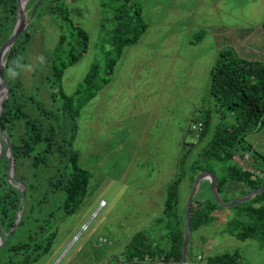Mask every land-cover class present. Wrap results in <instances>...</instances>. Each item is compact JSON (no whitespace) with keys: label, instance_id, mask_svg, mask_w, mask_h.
<instances>
[{"label":"rangeland","instance_id":"374dc122","mask_svg":"<svg viewBox=\"0 0 264 264\" xmlns=\"http://www.w3.org/2000/svg\"><path fill=\"white\" fill-rule=\"evenodd\" d=\"M39 1L22 3L29 33H24L26 43L20 46V56L34 69L18 77L24 93H37L45 103L50 101L46 79L54 78L60 64L81 48L70 21L87 33L89 45L64 70V92H77L94 65L103 70L111 59H116V64L108 84L91 98L78 120L74 149L92 176L88 193L75 215L63 216L51 252L38 264H113L114 255L121 253L138 232L153 241L164 234L156 219L163 217L167 188L180 173L177 167L183 145L187 144V149L193 146L194 154L202 146L196 145L197 134L190 131V125L204 112L210 72L219 54L231 50L239 57L257 56L252 50L260 36L258 48L264 62V29H258L264 22V0H128V4L119 0ZM121 7L127 17L135 15L134 8L141 11L137 26L129 25L116 39L112 20ZM142 24L147 28L139 41L125 45L123 40L139 31ZM5 25L0 37L6 36ZM258 30L260 33L252 38ZM39 55L47 60L42 68L35 59ZM217 119L215 116L213 123ZM247 142L264 155V129L249 135ZM248 157L245 154L243 158ZM202 165L218 177L227 174L232 162L208 161ZM28 167L23 165L18 174L29 173ZM193 183L189 173L180 183V210L185 209ZM210 187L208 179L202 180L196 200L213 197L216 201ZM245 189L241 183L229 182L217 192L220 201L228 204L247 195H243ZM217 205L210 222L191 233L189 264L196 260L208 264L224 253H239V264H264L263 241L240 240L227 232L236 206ZM203 206L206 208L207 203ZM2 243L1 237L0 247Z\"/></svg>","mask_w":264,"mask_h":264},{"label":"trees","instance_id":"16d2710c","mask_svg":"<svg viewBox=\"0 0 264 264\" xmlns=\"http://www.w3.org/2000/svg\"><path fill=\"white\" fill-rule=\"evenodd\" d=\"M121 1L126 4L128 0ZM23 2L0 0V34L3 25L6 23L5 26H8L6 36L0 37V49L13 35L18 10ZM118 11L112 20L116 39L129 25L137 26L141 9L134 8L137 16L130 17L122 15L125 12L123 7ZM63 13L67 16L64 18L69 19L68 10L64 9ZM115 20L119 25L115 24ZM70 23L81 48L69 61L60 64L54 78L46 79L48 103L37 93H24L18 78L9 79L4 68L8 95L0 109V120L10 147L5 151V142L0 160L2 242L20 215L21 220L0 247V264H38L51 252L63 216L75 215L88 193L92 176L82 166L80 154L74 149L78 120L91 98L110 81L116 59H111L103 70L94 65L73 95L64 92V70L73 65L89 45L87 33L76 28L72 21ZM146 28L142 24L139 31L125 38L123 43H137ZM24 33L28 34V29L19 34L4 54V62L10 63L14 57L20 56V46L26 43L23 42ZM2 98L0 91V102ZM204 103V112L196 119L203 123L202 131L195 137L196 145L202 144L200 151L194 154L193 146L187 149V144L183 145L177 167L180 173L167 188L163 217L156 219L159 230L165 231L164 234L153 241L147 239V234L138 232L127 241L121 253L114 255L113 264H158V260L162 261L161 264H182L185 209L178 207L179 186L188 173L193 183L199 173L207 172L203 163L232 162L225 176H216L219 192L229 182L243 184L246 187L243 195L264 186V155L247 142L249 135L264 129V62L239 57L231 50L221 52L210 72V85ZM215 116L218 118L216 124L213 123ZM245 154L249 157L241 159L240 155ZM8 155L13 159V179L8 178ZM23 165L29 166L30 171L20 175L18 173ZM50 168L53 172H48ZM198 194L191 204L190 236L192 231L210 222L212 209L219 208L213 197L205 201L196 200ZM204 203H207L206 208ZM235 210L227 232L240 240L257 238L264 242V192L236 206ZM245 218L251 219V222ZM240 258L239 253H224L211 258L208 264H239Z\"/></svg>","mask_w":264,"mask_h":264},{"label":"water","instance_id":"95a60500","mask_svg":"<svg viewBox=\"0 0 264 264\" xmlns=\"http://www.w3.org/2000/svg\"><path fill=\"white\" fill-rule=\"evenodd\" d=\"M40 2H41V0L39 1V3ZM23 9H24V5H22L21 8H19V10H18V18H17V22L15 25V29L13 31L12 37L0 49V89H3V90H5L7 88V84H6L5 77H4V68L5 67L2 66L3 56H4V53L13 46V44L17 40L19 34L25 30L26 19H25L24 14H23ZM6 98H7V96L5 95V97H3V101L1 102V106H3L4 102L6 101ZM1 106H0V109H1ZM0 134H1V137H0V160H1L3 153H4L5 142H7V149L5 151H8L9 147H10V143L8 141V138L5 134V132H4L3 126L1 124V120H0ZM244 156L245 155H240V158L242 159ZM8 157H9L8 178L13 179L12 178L13 159H12V156L8 155ZM204 179H208L210 181L211 193L215 197L217 203H219L220 205H222L223 207H226V208L235 207L238 204L246 202L249 199L253 198L254 195L264 192V186H263L261 188L254 189V190L250 191L247 195H245V196H243V197H241V198H239V199H237L231 203L223 204L220 201V198H219V195L217 192L218 190L216 188V184H217L216 176L210 172H201L200 174H198L194 180L192 189L189 193V196H188V199H187V202L185 205V229H184V240H183V250H182V264H188L187 253H188L189 238H190L189 219H190V213H191V204H192L193 199L196 196V193L198 192V186H199L200 182ZM24 196H25V190L23 188V196L22 197L24 198ZM20 220H21V215H20L17 223L5 235L3 243H5V241L7 240L9 233L18 226V224L20 223ZM0 239H1V227H0Z\"/></svg>","mask_w":264,"mask_h":264},{"label":"clouds","instance_id":"9594fccd","mask_svg":"<svg viewBox=\"0 0 264 264\" xmlns=\"http://www.w3.org/2000/svg\"><path fill=\"white\" fill-rule=\"evenodd\" d=\"M35 59H36L37 65L40 66L41 68L44 65H46V63H47L46 57L43 55H39ZM2 66H4L6 68V75L11 80L17 79L19 77V75L21 74V72H23V71L34 70L32 64L24 63V57L23 56L14 57L10 61V63L9 62H2ZM103 202L105 204V201H103ZM103 206L104 205H102V207ZM198 260L200 262L202 261V255L198 256ZM188 264H189V262H188ZM195 264H198L197 260H196Z\"/></svg>","mask_w":264,"mask_h":264},{"label":"crops","instance_id":"0c3cea01","mask_svg":"<svg viewBox=\"0 0 264 264\" xmlns=\"http://www.w3.org/2000/svg\"><path fill=\"white\" fill-rule=\"evenodd\" d=\"M263 24H264V22L258 27L259 30H261L260 28H263ZM263 29H264V28H263ZM247 30H250V29H247ZM259 30L251 34L252 38H255L256 34H257V33H260ZM260 40H261V38H260V36H259V38H257V41H258V42H257L255 48L252 50V51H254L255 54H257V56H248V55H246V56H244V57H243V56H241V57H242V58H245V59H249V60L260 61V59L262 58V55H263V53L261 52V50L258 48V45H259ZM248 41H249V39L247 38V39L245 40V43L248 42ZM252 41H253V39H252ZM262 49H263V48H262ZM261 62H262V61H261ZM194 264H195V263H194Z\"/></svg>","mask_w":264,"mask_h":264},{"label":"built area","instance_id":"2783aa9c","mask_svg":"<svg viewBox=\"0 0 264 264\" xmlns=\"http://www.w3.org/2000/svg\"><path fill=\"white\" fill-rule=\"evenodd\" d=\"M202 129H203V123L201 121L198 122L194 121L190 125V131L194 132L195 134H199L202 131Z\"/></svg>","mask_w":264,"mask_h":264},{"label":"bare ground","instance_id":"6f19581e","mask_svg":"<svg viewBox=\"0 0 264 264\" xmlns=\"http://www.w3.org/2000/svg\"><path fill=\"white\" fill-rule=\"evenodd\" d=\"M7 51H9V50H7ZM7 51H6V52H7ZM6 52H5V53H6ZM5 53H4V54H5ZM3 59H4V56H3ZM3 62H4V61H3ZM5 90H6V96H7V95H8V94H7V88H6ZM0 91H1L2 93H4V90H3V89H0ZM3 97H5V96L3 95ZM2 101H3V98H2V100H1V102H2ZM1 102H0V106H1Z\"/></svg>","mask_w":264,"mask_h":264}]
</instances>
